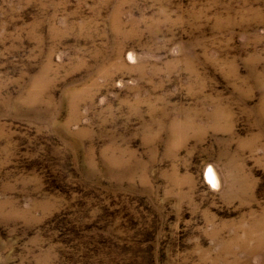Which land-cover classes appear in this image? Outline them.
<instances>
[{
    "label": "rangeland",
    "instance_id": "1",
    "mask_svg": "<svg viewBox=\"0 0 264 264\" xmlns=\"http://www.w3.org/2000/svg\"><path fill=\"white\" fill-rule=\"evenodd\" d=\"M0 264H264V0H0Z\"/></svg>",
    "mask_w": 264,
    "mask_h": 264
},
{
    "label": "bare ground",
    "instance_id": "2",
    "mask_svg": "<svg viewBox=\"0 0 264 264\" xmlns=\"http://www.w3.org/2000/svg\"><path fill=\"white\" fill-rule=\"evenodd\" d=\"M209 174H211V179H209ZM207 178L208 181L215 186L218 183V177L216 175V173L214 172V170L212 169V167H210V169L207 172Z\"/></svg>",
    "mask_w": 264,
    "mask_h": 264
},
{
    "label": "clouds",
    "instance_id": "3",
    "mask_svg": "<svg viewBox=\"0 0 264 264\" xmlns=\"http://www.w3.org/2000/svg\"><path fill=\"white\" fill-rule=\"evenodd\" d=\"M209 179H211V174H209Z\"/></svg>",
    "mask_w": 264,
    "mask_h": 264
}]
</instances>
